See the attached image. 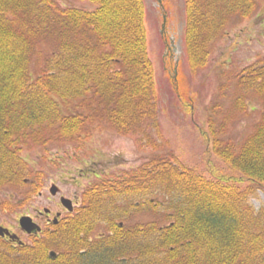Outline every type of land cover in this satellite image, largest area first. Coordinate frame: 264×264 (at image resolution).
Returning <instances> with one entry per match:
<instances>
[{
    "label": "trees",
    "instance_id": "obj_1",
    "mask_svg": "<svg viewBox=\"0 0 264 264\" xmlns=\"http://www.w3.org/2000/svg\"><path fill=\"white\" fill-rule=\"evenodd\" d=\"M88 1L98 7L0 0V190L27 184L25 147L73 140L97 123L159 146L149 133L160 136L143 0ZM185 8L187 53L199 69L210 44L234 16L250 18L256 1L185 0ZM43 45L50 51L34 76ZM239 82L242 95L258 94L264 106V57ZM214 150L239 178L212 180L155 154L89 185L75 212L34 246L0 239V264H264V208L251 202L254 186L264 189V108L239 149L217 139ZM145 213L153 218L132 222Z\"/></svg>",
    "mask_w": 264,
    "mask_h": 264
},
{
    "label": "rangeland",
    "instance_id": "obj_2",
    "mask_svg": "<svg viewBox=\"0 0 264 264\" xmlns=\"http://www.w3.org/2000/svg\"><path fill=\"white\" fill-rule=\"evenodd\" d=\"M255 1L254 14L246 19L234 16L223 34L210 44L207 62L193 69L186 47L185 0H143L160 136L152 129L149 133L158 148L152 149L136 135L120 134L107 123L94 124L90 134L73 140L30 144L22 150L31 170L27 184L0 190V226L16 230L32 245L34 239L21 233L20 217L34 216L45 208L60 211V195L81 202L89 185L140 167L155 154L176 157L212 180L233 182L232 178H239L214 148L218 139L222 149L226 144L239 149L262 118V98L255 93L242 95L239 82L243 71L264 57V0ZM56 2L88 10L98 7L88 0ZM49 51L50 46L43 45L33 56L34 76L41 72ZM53 184L60 190L56 196L50 192ZM235 184L245 188L250 183ZM254 188L251 202L259 210L264 208V189ZM152 218L151 213H145L132 222ZM50 250L58 252L56 248Z\"/></svg>",
    "mask_w": 264,
    "mask_h": 264
},
{
    "label": "flooded vegetation",
    "instance_id": "obj_3",
    "mask_svg": "<svg viewBox=\"0 0 264 264\" xmlns=\"http://www.w3.org/2000/svg\"><path fill=\"white\" fill-rule=\"evenodd\" d=\"M58 194H60V193H58ZM56 195H54V196H56ZM63 197L67 198L71 201V204L73 206V210L69 211L62 204L61 198H63ZM81 202L76 201L75 198H71V197H68L66 195H60V204L62 206V209L60 211L58 210V211L53 212V210H51L49 208H45L44 211L39 210L38 213H35L34 216L26 215V216H30L33 219V221L41 227V230L38 233L28 234L22 230V228L20 227V224H19V228L21 230V233L23 235H28L30 238H33L34 244H35L42 237L47 236L48 234H52L64 219L68 218L71 214H73L75 212L76 208H78L81 205ZM18 222H19V220H18ZM3 227L7 228L11 232V234H14L17 237H16V239L12 240L8 236H3V237L0 236V239H2L3 241L9 242L14 247L29 245L26 241H24L20 237V235L18 234V232L16 230L5 227V226H3ZM34 244H32L31 246H34ZM48 254H49V251H48Z\"/></svg>",
    "mask_w": 264,
    "mask_h": 264
},
{
    "label": "water",
    "instance_id": "obj_4",
    "mask_svg": "<svg viewBox=\"0 0 264 264\" xmlns=\"http://www.w3.org/2000/svg\"><path fill=\"white\" fill-rule=\"evenodd\" d=\"M58 191H59V188L57 187V185L51 186L50 192L52 195H56ZM61 201L63 205L67 207L70 211L73 210V206L69 199L63 197ZM19 223H20L21 228L29 234L37 233L38 231L41 230V227L38 224H36L30 216L21 217L19 220ZM5 235L9 236L11 239H15L17 237L15 235H12L8 229L4 227H0V236H5ZM50 255L52 257H56L57 253L52 250L50 251Z\"/></svg>",
    "mask_w": 264,
    "mask_h": 264
}]
</instances>
